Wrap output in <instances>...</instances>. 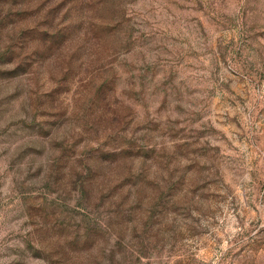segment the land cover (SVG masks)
Masks as SVG:
<instances>
[{"label": "rangeland", "instance_id": "rangeland-1", "mask_svg": "<svg viewBox=\"0 0 264 264\" xmlns=\"http://www.w3.org/2000/svg\"><path fill=\"white\" fill-rule=\"evenodd\" d=\"M0 264H264V0H0Z\"/></svg>", "mask_w": 264, "mask_h": 264}]
</instances>
